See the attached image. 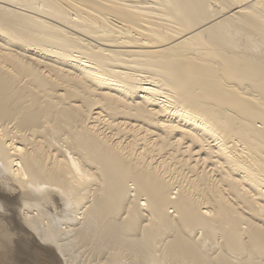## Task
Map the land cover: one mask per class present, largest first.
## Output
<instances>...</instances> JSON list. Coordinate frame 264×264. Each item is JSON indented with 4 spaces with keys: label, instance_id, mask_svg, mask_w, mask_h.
Instances as JSON below:
<instances>
[{
    "label": "bare ground",
    "instance_id": "1",
    "mask_svg": "<svg viewBox=\"0 0 264 264\" xmlns=\"http://www.w3.org/2000/svg\"><path fill=\"white\" fill-rule=\"evenodd\" d=\"M74 248L264 264V0H0V264Z\"/></svg>",
    "mask_w": 264,
    "mask_h": 264
},
{
    "label": "rangeland",
    "instance_id": "2",
    "mask_svg": "<svg viewBox=\"0 0 264 264\" xmlns=\"http://www.w3.org/2000/svg\"><path fill=\"white\" fill-rule=\"evenodd\" d=\"M181 177H179V179H180ZM183 181V180H182ZM130 188H132V187H130ZM58 210V209H57ZM55 211V212H58V211H60L61 210V208H59V210L58 211ZM171 211H172V209H171ZM143 223H145V222H143ZM201 235V234H200ZM199 237V236H198ZM201 238V237H200ZM158 241V240H157ZM159 246H162V242H161V244H159ZM212 247H216L215 245L214 246H212ZM162 248V247H161ZM75 249V252H74V256H77L76 257V261H74V263L75 264H88V262H86V261H90V258H92L91 259V261L92 262H90L89 264H93V260H94V263H95V261L97 260V258L96 259H94V256H92V255H90L88 252V248H85L84 250H82V249H77V248H74ZM157 249H158V247H157ZM77 250V251H76ZM80 250H82V251H80ZM86 251H87V253H88V255H86L87 253H86ZM85 253V254H82V253ZM81 253V254H80ZM159 253V252H158ZM158 253H157V255H158ZM80 257H79V256ZM89 255H90V258H88L89 257ZM81 256H83V257H81ZM85 256V257H84ZM79 257V258H78ZM30 259L28 260V262H27V264H29L31 261H35V259H36V261H35V263H33V262H31L30 264H42V262H43V264H51V262H50V260L51 259H48V258H46L47 259V261H48V263H45L44 262V260L43 261H40V259L38 260V263H36L37 262V259L38 258H36L35 257V259L34 260H32L33 258H31V257H29ZM86 258V259H85ZM30 261V262H29ZM26 262H24V263H22V264H26ZM86 262V263H85ZM166 262V261H165ZM163 263V262H162ZM54 264V263H53ZM165 264V263H164ZM166 264H171V263H168V261L166 262Z\"/></svg>",
    "mask_w": 264,
    "mask_h": 264
}]
</instances>
